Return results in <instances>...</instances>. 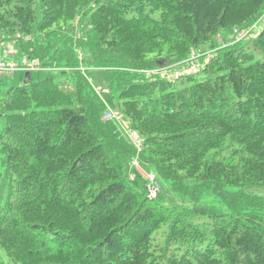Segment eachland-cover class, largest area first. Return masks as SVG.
Segmentation results:
<instances>
[{"label":"trees","instance_id":"obj_1","mask_svg":"<svg viewBox=\"0 0 264 264\" xmlns=\"http://www.w3.org/2000/svg\"><path fill=\"white\" fill-rule=\"evenodd\" d=\"M3 41L57 70L0 91V264H264V0H0Z\"/></svg>","mask_w":264,"mask_h":264},{"label":"built area","instance_id":"obj_2","mask_svg":"<svg viewBox=\"0 0 264 264\" xmlns=\"http://www.w3.org/2000/svg\"><path fill=\"white\" fill-rule=\"evenodd\" d=\"M6 42H1L0 43V54L4 52L6 54H14L15 50L10 44V47L6 45ZM3 49V50H2ZM197 56L195 53H191L189 56V59L187 60L190 61L191 64H194L195 61V66L193 65V68H188L186 67L183 69L180 65L182 63L185 64V61L183 62H178L175 64L167 65V66H162V67H157L153 69H147V70H141L142 73L146 74L147 76L151 75H161L162 77H165L167 79H171L172 81H175L179 78V76L185 71V72H190L197 66ZM46 67L40 66V64L35 60V59H28L24 58L22 61L17 62L14 60H9L5 59L3 56L0 57V71H19L21 73L25 72H40L43 70H46ZM78 69L81 72H84L86 69L83 66H79ZM102 120L104 121H112L114 122L123 135L129 140V142L136 148L137 152L140 151L141 149V144L142 140L139 137V135L132 129L130 126L126 123V121L123 118V115L120 113L119 110L113 109L110 107H106L102 113L101 116ZM131 166L134 168V170L138 173H140L147 181V191L149 197L154 198L157 194L158 189L154 185V175L152 173H147L145 172L140 164L137 161V158H134L131 162Z\"/></svg>","mask_w":264,"mask_h":264},{"label":"rangeland","instance_id":"obj_3","mask_svg":"<svg viewBox=\"0 0 264 264\" xmlns=\"http://www.w3.org/2000/svg\"><path fill=\"white\" fill-rule=\"evenodd\" d=\"M253 31H255L257 29V26L252 27ZM251 29V30H252ZM223 38H220V42L223 41ZM8 47H10L9 44H6ZM200 54L203 56H207L209 53L212 52V49H208V47H200L199 50ZM198 52V53H199ZM19 58V57H18ZM12 60L17 61L15 59H13L11 57ZM201 62H199L201 64V66H203V62L200 59ZM20 62V61H17ZM195 64V61H194ZM189 63V65H186V69L188 68H193V65ZM82 66V65H81ZM195 66V65H194ZM85 67V66H83ZM47 68V67H46ZM87 67H85L86 69ZM196 68V67H195ZM194 68V69H195ZM93 68L88 67L84 72H82L84 75L87 73V71H91ZM193 69V70H194ZM52 70H57L56 67L53 68H47L46 70L40 71V72H51ZM44 73H40V75H43ZM24 75V73H21L19 71H0V91L4 90L5 88H7L8 86L11 85H16L19 84L21 81V77ZM39 74L33 73L32 74V79H36L38 77H40ZM88 79L90 80V83L96 87V89L99 91L100 96L104 99V101L110 105V106H114L113 102H112V98L110 96V94L108 93V90L104 87V79L102 74L100 73V71H92L89 76ZM61 85L62 87H64L65 89H71V84L69 81L64 80L63 78H61ZM6 191L5 185H3V187H1L0 189V198L2 199V197L4 196ZM248 191L252 192V193H258V194H262L264 195V187H258V186H250L248 187ZM167 202L169 204H178V202L176 200H174V198L172 197V195H168V198L166 199Z\"/></svg>","mask_w":264,"mask_h":264},{"label":"water","instance_id":"obj_4","mask_svg":"<svg viewBox=\"0 0 264 264\" xmlns=\"http://www.w3.org/2000/svg\"><path fill=\"white\" fill-rule=\"evenodd\" d=\"M159 63L162 64L161 61ZM24 77H25L26 80H29L30 74L28 72H26ZM154 183L158 187L159 190H161V191L164 190L162 185H161V183L157 179L154 181Z\"/></svg>","mask_w":264,"mask_h":264}]
</instances>
